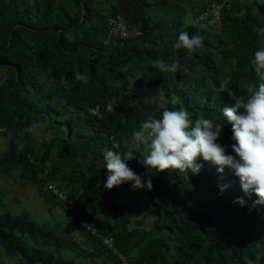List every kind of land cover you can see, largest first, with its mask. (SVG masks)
<instances>
[{"label":"trees","instance_id":"trees-1","mask_svg":"<svg viewBox=\"0 0 264 264\" xmlns=\"http://www.w3.org/2000/svg\"><path fill=\"white\" fill-rule=\"evenodd\" d=\"M225 1L0 0V126L8 132L0 134L8 139L0 176H18L55 203L92 249L27 211L2 212L10 201L0 192V248L7 257L19 264H96L97 257L123 264L105 245L109 237L129 264H264V256L255 258L264 253V204L253 207L258 197L227 166L219 173L198 157V174L157 172L138 163L150 152L141 144L129 167L151 177L153 189L136 190L131 182L103 187L106 152L126 151L122 141L165 108L223 124L217 143L235 155L232 125L221 110L234 103L226 88L246 96L241 86L264 83V69L252 63L264 50V0H230L220 27L195 22ZM116 15L140 34L108 41V20ZM182 31L202 36V47L176 49ZM160 59L179 60L182 68L161 72L153 66ZM113 98L116 108L108 112ZM34 122L39 126L25 131ZM42 128L51 137L38 140L34 132ZM51 185L67 199L51 196Z\"/></svg>","mask_w":264,"mask_h":264},{"label":"clouds","instance_id":"clouds-1","mask_svg":"<svg viewBox=\"0 0 264 264\" xmlns=\"http://www.w3.org/2000/svg\"><path fill=\"white\" fill-rule=\"evenodd\" d=\"M203 39L200 35L190 37L187 32L182 31L173 46L194 53L202 47ZM252 63L258 69H264V50L255 52ZM153 66L164 73H175L182 68L179 60L166 62L160 59L153 61ZM226 89L234 103L223 107L221 111L227 123L232 125V139L235 143L231 147L235 155L226 154L227 146L217 143L224 129L223 124L204 116L193 121L188 110L184 108H165L160 118L149 116L139 130L122 141L126 151L106 152L104 159L109 175L103 187L111 190L114 186L131 182L133 189L151 191V177L138 175L129 167V162L137 159L140 145L149 144V154L138 161L146 168L157 172L179 170L198 174L203 165L197 162V158L202 157L204 161L219 166V173L224 172V166L232 169L239 178L242 189L246 193L252 191L258 197L253 202V207L264 204V83H260L258 89L255 84L241 86V90L246 91V96L237 95L230 88ZM115 108L116 99L113 98L107 102L106 109L113 112ZM38 126L34 122L25 131H32ZM227 187L228 185L221 186V192ZM234 202L241 206L245 204L242 198ZM261 256L264 253L257 252L256 261Z\"/></svg>","mask_w":264,"mask_h":264},{"label":"rangeland","instance_id":"rangeland-1","mask_svg":"<svg viewBox=\"0 0 264 264\" xmlns=\"http://www.w3.org/2000/svg\"><path fill=\"white\" fill-rule=\"evenodd\" d=\"M191 23H194V20ZM3 74L0 71V78L3 77ZM34 135L38 140L51 137L50 132L44 128L34 132ZM7 145L8 139L0 138V154L6 152ZM0 192L10 201V204L2 212L21 214L23 211H27L37 222L46 223L51 227L66 232L67 237L82 245V249L92 251L89 246L83 243V236L77 232L73 223L65 216L61 208L55 203L43 199L33 186L18 182V176L15 178L7 175L0 176ZM63 254L66 257L74 255L72 252H64ZM0 259L4 264H19L18 258L7 257L2 248H0ZM95 260L96 264H107L105 260L99 257ZM87 264H91V261H87Z\"/></svg>","mask_w":264,"mask_h":264},{"label":"built area","instance_id":"built-area-1","mask_svg":"<svg viewBox=\"0 0 264 264\" xmlns=\"http://www.w3.org/2000/svg\"><path fill=\"white\" fill-rule=\"evenodd\" d=\"M230 0H226L223 3H214L212 4L206 12L201 14L199 17L196 18V23L197 24H204L211 20L214 24L217 25V27H220V18L222 14L223 7L229 2ZM108 25H109V32H108V41H110L112 38L118 36L122 40H127L130 37L134 35H139L140 33L137 32L136 30H132L128 23L125 21V19L121 16H112L108 20ZM94 114L99 113V109L93 110ZM8 133L5 128L0 126V134H5ZM11 136V135H10ZM12 137V136H11ZM49 192L51 196H58L63 200H66L67 197L65 194L61 193L60 190L55 186L51 185L49 187ZM73 201H70V204H73ZM84 226L88 227L89 230L92 231L93 235H96L97 237H102L98 231V229L93 228L91 225H88L84 223ZM104 243L106 246L109 247L110 250L114 252L115 255L119 256L123 264H129L128 258L121 254L116 248H115V243L112 238L109 237H103Z\"/></svg>","mask_w":264,"mask_h":264}]
</instances>
